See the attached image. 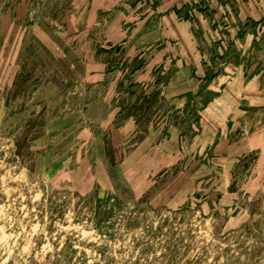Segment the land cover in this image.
Segmentation results:
<instances>
[{"label": "rangeland", "instance_id": "rangeland-1", "mask_svg": "<svg viewBox=\"0 0 264 264\" xmlns=\"http://www.w3.org/2000/svg\"><path fill=\"white\" fill-rule=\"evenodd\" d=\"M0 264H264V0H0Z\"/></svg>", "mask_w": 264, "mask_h": 264}]
</instances>
